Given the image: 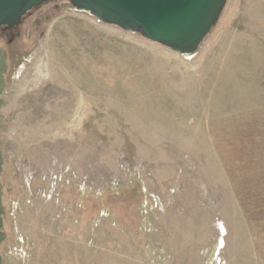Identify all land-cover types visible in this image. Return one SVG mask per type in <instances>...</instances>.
<instances>
[{"label":"rangeland","instance_id":"1","mask_svg":"<svg viewBox=\"0 0 264 264\" xmlns=\"http://www.w3.org/2000/svg\"><path fill=\"white\" fill-rule=\"evenodd\" d=\"M0 264H264V0L185 57L66 0L0 29Z\"/></svg>","mask_w":264,"mask_h":264},{"label":"water","instance_id":"2","mask_svg":"<svg viewBox=\"0 0 264 264\" xmlns=\"http://www.w3.org/2000/svg\"><path fill=\"white\" fill-rule=\"evenodd\" d=\"M50 0H0V29L11 30ZM101 23L139 34L192 56L217 22L226 0H66Z\"/></svg>","mask_w":264,"mask_h":264},{"label":"trees","instance_id":"3","mask_svg":"<svg viewBox=\"0 0 264 264\" xmlns=\"http://www.w3.org/2000/svg\"><path fill=\"white\" fill-rule=\"evenodd\" d=\"M1 215H2V210L0 209V228L2 226V223H1ZM0 241H1V239H0ZM0 263H1V256H0Z\"/></svg>","mask_w":264,"mask_h":264}]
</instances>
